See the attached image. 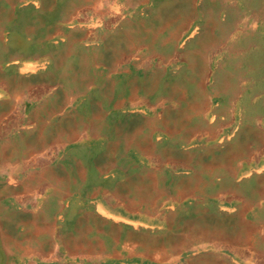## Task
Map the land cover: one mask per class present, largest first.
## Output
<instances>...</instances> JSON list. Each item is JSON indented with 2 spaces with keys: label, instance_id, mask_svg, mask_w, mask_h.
<instances>
[{
  "label": "rangeland",
  "instance_id": "1",
  "mask_svg": "<svg viewBox=\"0 0 264 264\" xmlns=\"http://www.w3.org/2000/svg\"><path fill=\"white\" fill-rule=\"evenodd\" d=\"M248 258L264 0H0V264Z\"/></svg>",
  "mask_w": 264,
  "mask_h": 264
},
{
  "label": "bare ground",
  "instance_id": "2",
  "mask_svg": "<svg viewBox=\"0 0 264 264\" xmlns=\"http://www.w3.org/2000/svg\"><path fill=\"white\" fill-rule=\"evenodd\" d=\"M28 67V66H27ZM24 69H26V68H24ZM31 69H33V68H31ZM22 70V69H21ZM26 73V72H25ZM99 210H100V212L102 213V215H104V216H106V217H108V218H112V219H114V220H116V221H118V218H115L114 216L112 217V215L109 213V211L105 208V207H103V206H99ZM127 224V223H126ZM134 227H136V226H134ZM220 242H218V244H219ZM221 244V243H220ZM217 245V244H216ZM217 248V247H216ZM244 248V247H243ZM219 250V249H218ZM217 250V251H218ZM222 253V252H221ZM244 253H245V251H244ZM248 253H249V251H248ZM246 255V254H245ZM253 255V254H252ZM255 255V254H254ZM246 258V257H245ZM244 258V259H245ZM252 261H253V259L252 258H248L247 260H245V261H243L242 263L243 264H256L255 263V261H254V263H252ZM257 262V261H256Z\"/></svg>",
  "mask_w": 264,
  "mask_h": 264
}]
</instances>
